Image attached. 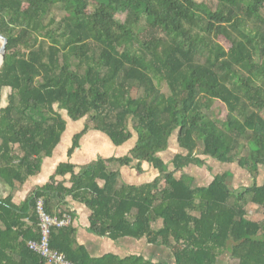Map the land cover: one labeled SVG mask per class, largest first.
Masks as SVG:
<instances>
[{
  "label": "trees",
  "instance_id": "trees-1",
  "mask_svg": "<svg viewBox=\"0 0 264 264\" xmlns=\"http://www.w3.org/2000/svg\"><path fill=\"white\" fill-rule=\"evenodd\" d=\"M0 33V179L10 188L40 172L67 118H86L68 154L89 128L115 146L134 142L127 155L80 170L61 162L25 202L0 197V264L16 253L48 264L28 246L40 238L36 203L44 197L50 213H64L67 196L92 210L98 236L146 238L174 264H219L224 254L264 264V218L246 209L264 216V0H0ZM176 133L187 153L171 167L160 154ZM202 157L237 164L253 183L233 189L226 171L196 184L184 170ZM145 163L159 172L152 182L119 184L121 167ZM51 245L75 264H165L94 258L73 223L55 227Z\"/></svg>",
  "mask_w": 264,
  "mask_h": 264
},
{
  "label": "crops",
  "instance_id": "crops-1",
  "mask_svg": "<svg viewBox=\"0 0 264 264\" xmlns=\"http://www.w3.org/2000/svg\"><path fill=\"white\" fill-rule=\"evenodd\" d=\"M72 121L73 120L67 118V127L62 134L60 142L55 146L51 155L44 157L41 170L38 174L31 176L24 184L15 188H10L2 179H0V197L6 196L12 192L16 202H25L39 186H43L50 180L61 162L71 161L77 166V170H80L83 166H86L94 159L127 155L134 145V142L131 141L121 147L115 146L101 131L89 128L80 138L78 146L74 148L71 154H68L73 135L76 132H79L85 125V122H81V119L80 121L76 120L75 122L78 123L76 124L78 128L75 126L74 131L69 132L68 129L71 126ZM174 138H176L175 140L178 142L177 133L174 134ZM170 144L168 149L171 147ZM177 146L178 147L176 148H178L179 151L175 153V156L180 153L186 154L184 153V150L180 148L179 144H177ZM117 150H120L121 154L116 156L115 153ZM160 155L167 162L164 158V154L162 153ZM202 158L206 161L205 158L207 157ZM205 166V164H192L189 168L190 173H192L190 174L186 171V174L192 176L196 184L201 185V176L205 174V172H203L204 168L206 169ZM229 166H233V164ZM120 173V185H141L152 182L159 174L158 170L147 163L142 165L141 171L138 170L134 164V166L131 167H121ZM214 176L215 175H212V177H210L211 179L208 181V184L212 182ZM57 179L62 180L63 177L58 176ZM70 184V182L67 183V185ZM202 186H204V184H202ZM64 203L63 207L73 214L74 219L72 223L77 228L78 244L85 246L90 255L94 258H101L106 255H117L121 258L142 255L146 259L162 262V260L169 255V252L162 246L153 245L149 243L146 238L135 239L124 237L118 240H112L107 237L98 236L91 230L92 210L84 202L75 200L72 196H67ZM157 226L159 227L160 223H158ZM13 259V264H38V262L29 258L25 254L16 253Z\"/></svg>",
  "mask_w": 264,
  "mask_h": 264
},
{
  "label": "rangeland",
  "instance_id": "rangeland-1",
  "mask_svg": "<svg viewBox=\"0 0 264 264\" xmlns=\"http://www.w3.org/2000/svg\"><path fill=\"white\" fill-rule=\"evenodd\" d=\"M197 1L201 2L203 0H197ZM213 110H214L213 113L215 114L216 119H218L219 121H222L228 114V111H227L225 105H223V103L219 102V101L215 102V106H214ZM63 114L65 117H67L66 112L63 111ZM85 120H86V118H82L81 122H85ZM76 124H78V123H76L75 121H72L71 126L68 129L69 132L74 131L75 126L78 128V126ZM175 139L176 138H174V135H173L171 137V140H170V143H171L170 149H168L167 151H165L163 153L164 158L167 160L169 165L171 164V162L175 156V153L177 151H179V149L176 148V147H178L177 146L178 142ZM184 153H187V152L184 151ZM115 154L117 156L118 154H121V151L117 150V152ZM205 159H206V161L204 164L206 165L205 166L206 169L204 168L203 172H205V174L201 176V179H202L201 183H200L201 185L202 184H204V185L208 184V181L211 179L210 177H212V175L223 173L225 171L232 173L231 176L229 177L228 181H229V184L231 185V187L233 189H239V188H242L244 186L251 185L253 183L252 182L253 177L250 175V173H248L247 171H245L243 169H240L237 164H233V166H229L231 164L226 165L224 163H219L218 161L214 160L213 158H210V159L205 158ZM171 167H173L172 164H171ZM189 168H190V166L185 168L184 172L186 173V171H187L188 173H190ZM263 179H264V168H260L259 173L257 175L258 183H261L263 181ZM246 209H247V216L249 219L262 220L264 218L262 210L259 207H257L256 205L248 204L246 206ZM163 248L169 252V255L164 260H162V262L165 264H174L170 250L166 247H163ZM219 264H237V262L235 260L230 259L228 254H224L223 256H221V258L219 260Z\"/></svg>",
  "mask_w": 264,
  "mask_h": 264
},
{
  "label": "built area",
  "instance_id": "built-area-1",
  "mask_svg": "<svg viewBox=\"0 0 264 264\" xmlns=\"http://www.w3.org/2000/svg\"><path fill=\"white\" fill-rule=\"evenodd\" d=\"M39 215L40 238L30 239L28 246L43 256L48 264H75L62 251L55 249L51 245L52 232L55 227H62L72 224L73 215L70 212L52 214L46 209V200L39 197L36 203Z\"/></svg>",
  "mask_w": 264,
  "mask_h": 264
},
{
  "label": "water",
  "instance_id": "water-1",
  "mask_svg": "<svg viewBox=\"0 0 264 264\" xmlns=\"http://www.w3.org/2000/svg\"><path fill=\"white\" fill-rule=\"evenodd\" d=\"M7 43V37L0 33V65L4 59L5 47Z\"/></svg>",
  "mask_w": 264,
  "mask_h": 264
}]
</instances>
